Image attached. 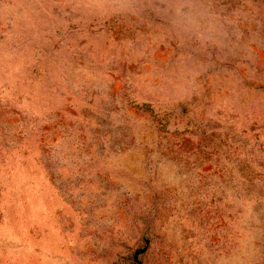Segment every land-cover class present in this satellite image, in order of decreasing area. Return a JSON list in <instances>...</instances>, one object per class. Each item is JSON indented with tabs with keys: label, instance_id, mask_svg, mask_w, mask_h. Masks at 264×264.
Instances as JSON below:
<instances>
[{
	"label": "rangeland",
	"instance_id": "obj_1",
	"mask_svg": "<svg viewBox=\"0 0 264 264\" xmlns=\"http://www.w3.org/2000/svg\"><path fill=\"white\" fill-rule=\"evenodd\" d=\"M0 264H264V0H0Z\"/></svg>",
	"mask_w": 264,
	"mask_h": 264
}]
</instances>
